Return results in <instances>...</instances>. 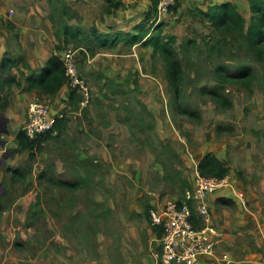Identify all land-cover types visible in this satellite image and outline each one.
I'll return each mask as SVG.
<instances>
[{
  "label": "rangeland",
  "instance_id": "1",
  "mask_svg": "<svg viewBox=\"0 0 264 264\" xmlns=\"http://www.w3.org/2000/svg\"><path fill=\"white\" fill-rule=\"evenodd\" d=\"M223 1L201 0L188 7L181 0L179 12L171 14L168 22L182 26L174 45L183 69L179 102L185 109L200 111V120L179 111L161 56L152 55L151 66L142 59L131 66L116 58L97 74L81 71L92 90L90 101L83 106L86 111L92 106V114L88 110L89 118L84 119L91 125L87 136L95 135L97 140L93 145L87 138L90 149L81 150L87 155L84 161L81 148L71 143H47L45 151L32 161L25 184L12 186L6 169L24 164L28 153L11 148L14 160L0 165V264H83L84 260L118 264L119 253L141 250L134 241L138 231L145 252L151 255L156 245L147 220L150 222L149 211L155 206L138 215L136 223L129 207L140 204L144 210L152 198L164 205L180 201L194 185L199 158L209 152L230 166V175L238 184L234 201L219 206L228 210L225 234L214 224L223 237L228 233L220 250L233 259L220 264H264V63L242 41L234 46L223 44L222 51L214 53L217 33L210 23L191 14L195 8L208 10ZM230 1L238 6L248 26L252 16L248 0ZM13 10L7 13V23L0 20V46H33L29 29L21 33L13 23H20L22 11ZM75 14L71 11L67 20L53 19L55 27L60 28L63 20L65 24L79 20ZM222 62L232 69L249 66L255 73L249 89L235 83L226 86L232 108L216 104L205 91L216 84L215 69ZM141 77L152 83L141 84ZM49 165L58 178L78 180L82 186L77 192L53 187L58 201L51 197L50 210L45 207V214H35L36 202L46 192L37 176ZM8 187V200L1 203ZM45 221L58 247L43 242L47 241L45 234L51 233L40 231ZM35 234L41 240L39 245L15 247ZM42 249L50 250L49 256L40 257Z\"/></svg>",
  "mask_w": 264,
  "mask_h": 264
},
{
  "label": "crops",
  "instance_id": "2",
  "mask_svg": "<svg viewBox=\"0 0 264 264\" xmlns=\"http://www.w3.org/2000/svg\"><path fill=\"white\" fill-rule=\"evenodd\" d=\"M62 1L71 9L72 13L77 14H75L74 16H78L79 19L77 21L70 20L68 21V24H65L63 20L61 21L62 24H64L65 26L69 25L71 27H79L83 34L80 40H84L85 43L83 45L79 43V47L77 48V50L79 51L77 55L80 62V72L82 71L88 74H97L101 68L106 70L105 67L109 66V64L111 65L113 63V60L116 58H122L121 61L129 62L128 65L131 66L137 65V62L142 59L145 65L147 64V62H149V65L147 66H151L150 61H152L153 49L150 47H143L144 45L142 44V42L131 46L126 42L125 39L126 34H136V27L145 21L151 5L150 0ZM199 1L201 0H186V5L189 7L190 5H194ZM117 2H119V4L116 6ZM226 2L231 1L225 0L222 2V4ZM26 4H28V7L26 6ZM196 6L201 7L200 5ZM14 7L16 8V10L18 9L19 13L20 11H22V13L19 14L20 23L13 20L14 26L16 25L18 28L20 27L21 33L22 29H29L28 33H30V39L33 46H25L24 44L23 46H7L6 43H4V46H0V104L3 105L2 109L0 110V165L7 164V159L14 160V157L12 158L13 152L11 151V148H16L18 151L23 150V148L20 146L19 140L17 139V135L21 130H24V126L27 121L28 105L34 99L49 101L51 105V116L55 118V120H60L62 118L65 119V123H63L61 127L55 126L53 130L47 134V142L44 145H46L47 143L53 144L54 142H59L60 144L61 142H63L65 143V146H67L69 143H71V145L76 146L77 149L81 148L79 150V154L82 155L80 157L82 161H84L87 155L86 152H81V150L90 149L89 140L87 139L90 138V135L87 136V133L88 127H91V125L86 123L84 119L88 120L89 118L88 116H86L88 110L90 115L92 114V106H90L87 111L84 110L85 108H83L81 104L82 96L70 89L66 82L61 87V89L53 96H45L43 94H40L38 90H24V87L26 86V82L24 79L25 76L29 75L31 73V70H38L44 67L48 59L53 54L59 55L60 53H57L55 51V44H57L58 42L55 36V31L57 28L55 27L56 23L53 20L50 1L28 0L27 2L26 0H0V20L6 22L7 13L9 12V10H13ZM205 8L206 7H202L203 10H206ZM178 12H173L171 10V12L163 15L161 19H156V22H153L152 20L145 21V25L147 27H151L152 33L154 27L157 24L162 23V28L165 34L174 36L178 35V33L182 29V26H180V24L177 26L168 24L171 18V14H176ZM69 16L70 15L67 16L63 14L61 18L67 20ZM94 31L96 36H111V39H109L111 41L110 46L116 47L106 49L99 48L98 42L93 33ZM4 35L6 37L8 35L6 30H4ZM68 48L70 47L67 46L66 49ZM63 51L64 50H62L61 53ZM7 54H9L10 56L14 55L16 58L22 56L24 58V61L17 60V62H15V65H13L7 72H4L2 71V64ZM143 76L147 77L145 74ZM9 77H15L18 81H21L22 87H17L16 84H5L6 80ZM143 78L141 77L140 79L141 84H147L150 82L152 83L151 80L147 81ZM87 82L91 90L90 82ZM149 102L151 103L150 100ZM81 135H84L85 138H81ZM85 139L88 140V143L83 146ZM74 140H77V142L72 144ZM90 141L93 145L95 144V142L97 141L95 135L91 136ZM91 150H94V148H91ZM27 153L29 157L30 152L27 151ZM216 156L221 160L219 155ZM200 159L201 157L199 158V160ZM4 160L5 163H3ZM59 161L60 160L55 159L56 163H59ZM20 165L23 164L20 163ZM230 173L228 175L231 178V187L225 188L210 196L213 222L216 227L224 234L229 226V224L227 226V222L224 219V216L228 215V210L220 209L219 206L226 205L228 204V202L222 203L220 200H228L229 202L231 200L234 201V194L237 192L238 186L236 181H233ZM162 204L164 205V202H160L159 198H152V200L149 201V205H147L144 210L143 207L140 208V204H132L129 207V210L134 213V217L132 218L136 223V218L138 217V215L141 216L142 213L144 214V212L147 211V208H149L150 206H162ZM147 222L148 226L151 227L150 237L151 240L155 241L156 249L152 251L151 255L146 253L143 247L144 244L141 242V236L138 231L137 235L134 238V241L141 248V250L139 252H137V250L132 252L126 250L119 253V255L117 252V260H119L118 264H161L154 258L153 254L155 251L160 250V239L163 235V229L161 227L152 226L148 220ZM225 237L229 238L228 233H226V236H221L218 239V243L221 244L218 246L217 256L204 257L201 260L200 264H220V262H223L221 259L224 256H227L228 259L230 258L233 261L228 253L220 250ZM84 261L83 264H89V262Z\"/></svg>",
  "mask_w": 264,
  "mask_h": 264
},
{
  "label": "trees",
  "instance_id": "3",
  "mask_svg": "<svg viewBox=\"0 0 264 264\" xmlns=\"http://www.w3.org/2000/svg\"><path fill=\"white\" fill-rule=\"evenodd\" d=\"M53 13V19L61 20L63 14L70 15L71 9L62 0H49ZM151 5L147 13L145 21L156 22L158 0H150ZM250 11L252 13L251 20L248 26H246V18L240 13L238 6L233 2H226L210 7L208 10L195 8L191 10L192 15H196L201 21L210 23L211 27L215 30L218 36L214 37L215 45L212 46V51L215 53L219 51L223 44H239L242 42L247 44L248 49L254 54L258 62L264 63V0H248ZM119 2L116 3V6ZM182 2L178 0L177 4L172 8L173 12H178ZM57 17V18H56ZM59 17V18H58ZM145 21L136 27V34H126V42L131 46L142 42L143 47H150L153 49V57L161 56L165 62V71L167 78L173 88V93L176 100V106L179 111L190 118H197L200 120L201 112L193 109H185L179 102L182 82H183V69L177 61V51L175 44L177 37L174 35H168L164 33L162 23L157 24L152 33L151 27L145 25ZM7 23V22H6ZM9 25V23H8ZM10 27V26H9ZM95 35V31L93 32ZM82 31L79 27H71L69 25L60 24V28L56 29L55 36L57 44L55 45V51L61 53L68 45H73L77 49L79 47L80 39L82 38ZM17 37V35H16ZM230 37V39L228 38ZM99 48H111L116 46H110L111 36L95 35ZM193 43V42H192ZM53 54L45 66L38 70H31V73L25 76L26 86L24 90H38L40 94L45 96L55 95L66 82L65 66L61 60V55ZM24 61V58L20 56L16 58L14 55L7 54L2 64V71L7 72L15 62ZM230 65L222 62L216 67V84L212 88H205L206 93L210 98L218 105L225 108H232V100L226 95L227 85L230 83L240 84L242 87L251 88L253 81L255 80V73L249 66L239 65L235 69H232ZM5 84H16L17 87H22V82L18 81L15 77H9ZM75 91V90H73ZM76 92V91H75ZM1 100V96H0ZM3 105L0 104V110ZM65 123V119L56 120L55 126L61 127ZM51 132V131H50ZM49 133V132H48ZM46 133L39 139H31L27 136L24 130H21L17 135L20 146L23 150L29 151L28 160L23 165L16 167H8L6 172L10 174V184L24 185L27 177L32 172L33 163L39 153L44 149V143L47 140ZM231 168L225 161L220 160L214 153H207L201 157L198 162V172L207 177L223 178L230 173ZM37 180L40 185L45 186L46 192L44 196H40L36 202L37 210L35 214H45L46 208L50 210L49 202L51 197H54L55 202L58 201L55 198L53 187L62 191L77 192L82 186L80 181L67 180L65 178H58L53 173V167L47 166L37 176ZM7 193L1 198V203L5 202L7 196L10 195L9 187ZM52 194V196H51ZM222 203H229L228 200H220ZM46 207V208H45ZM52 211V209H51ZM48 223L45 221L40 231L45 234L48 244L58 247V240L54 237L53 232L47 229ZM38 234H35L28 238L26 242L18 243L15 245L19 250L28 248L29 246L39 245ZM38 247V246H37ZM21 248V249H20ZM43 250V251H42ZM40 257L49 256L50 250L42 249ZM38 251V250H37Z\"/></svg>",
  "mask_w": 264,
  "mask_h": 264
},
{
  "label": "built area",
  "instance_id": "4",
  "mask_svg": "<svg viewBox=\"0 0 264 264\" xmlns=\"http://www.w3.org/2000/svg\"><path fill=\"white\" fill-rule=\"evenodd\" d=\"M178 0H158V17L169 12ZM77 49L68 48L61 55L65 66L66 83L70 89L82 96V106L91 99L88 82L82 77ZM55 124L51 116V105L47 100L34 99L28 105L24 131L31 139H39L50 132ZM231 187L229 175L223 178L203 176L196 171L194 185L187 189L182 200L171 201L149 211L152 226L161 227L160 250L154 258L161 264H200L204 257H216L218 239L222 233L215 227L210 196ZM231 263L227 256L221 259Z\"/></svg>",
  "mask_w": 264,
  "mask_h": 264
},
{
  "label": "clouds",
  "instance_id": "5",
  "mask_svg": "<svg viewBox=\"0 0 264 264\" xmlns=\"http://www.w3.org/2000/svg\"><path fill=\"white\" fill-rule=\"evenodd\" d=\"M55 122H56V120H55ZM54 125H55V124H54ZM53 128H54V127H53ZM52 130H53V129H52ZM52 130H51V131H52Z\"/></svg>",
  "mask_w": 264,
  "mask_h": 264
},
{
  "label": "water",
  "instance_id": "6",
  "mask_svg": "<svg viewBox=\"0 0 264 264\" xmlns=\"http://www.w3.org/2000/svg\"><path fill=\"white\" fill-rule=\"evenodd\" d=\"M3 163H5V160L3 161Z\"/></svg>",
  "mask_w": 264,
  "mask_h": 264
}]
</instances>
